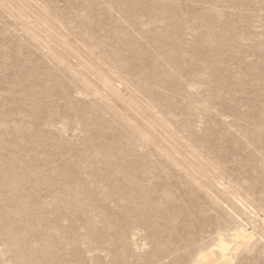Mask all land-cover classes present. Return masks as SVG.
Instances as JSON below:
<instances>
[{
  "label": "rangeland",
  "instance_id": "1",
  "mask_svg": "<svg viewBox=\"0 0 264 264\" xmlns=\"http://www.w3.org/2000/svg\"><path fill=\"white\" fill-rule=\"evenodd\" d=\"M264 264V0H0V264Z\"/></svg>",
  "mask_w": 264,
  "mask_h": 264
},
{
  "label": "bare ground",
  "instance_id": "2",
  "mask_svg": "<svg viewBox=\"0 0 264 264\" xmlns=\"http://www.w3.org/2000/svg\"><path fill=\"white\" fill-rule=\"evenodd\" d=\"M254 243L244 227L232 234L219 235L211 249L201 250L191 264H236L238 255Z\"/></svg>",
  "mask_w": 264,
  "mask_h": 264
}]
</instances>
